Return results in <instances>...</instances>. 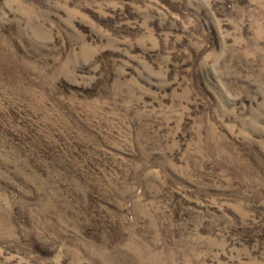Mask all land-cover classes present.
<instances>
[{
    "label": "rangeland",
    "instance_id": "rangeland-1",
    "mask_svg": "<svg viewBox=\"0 0 264 264\" xmlns=\"http://www.w3.org/2000/svg\"><path fill=\"white\" fill-rule=\"evenodd\" d=\"M0 264H264V0H0Z\"/></svg>",
    "mask_w": 264,
    "mask_h": 264
}]
</instances>
